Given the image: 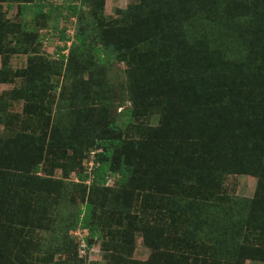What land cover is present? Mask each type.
I'll return each instance as SVG.
<instances>
[{"label": "rangeland", "instance_id": "1", "mask_svg": "<svg viewBox=\"0 0 264 264\" xmlns=\"http://www.w3.org/2000/svg\"><path fill=\"white\" fill-rule=\"evenodd\" d=\"M137 2L0 0V264H264V130L251 151L248 134L264 87L241 80L218 99L202 94V112L213 113L200 131L196 120L164 127L161 110L200 112L175 81L165 100L143 97L122 119L147 77L128 79L122 60L133 66L143 49L127 51L118 32ZM76 35L88 50L81 70L67 62ZM102 136L122 140L124 187L117 175L91 186L90 145ZM86 202L84 229L76 216ZM221 218L227 234L209 229ZM211 248L222 259L202 257Z\"/></svg>", "mask_w": 264, "mask_h": 264}, {"label": "trees", "instance_id": "2", "mask_svg": "<svg viewBox=\"0 0 264 264\" xmlns=\"http://www.w3.org/2000/svg\"><path fill=\"white\" fill-rule=\"evenodd\" d=\"M137 1L122 13L118 32L128 44L127 51H131L129 48L143 49L142 55L136 59L133 66L126 57L123 58L128 79L134 85L135 81L147 77L139 81L142 83L141 92L135 91L134 96L131 95V106L121 113L122 119L130 121L137 101L143 97L155 101L158 98L165 100L167 93L161 89L167 86L168 82L175 81L181 83V86H188L200 112L194 119L190 114L179 115L173 110H161L164 127L177 128L181 126V122L190 125L196 120L200 131L203 114L210 116L213 113V108L202 112V101L198 99L202 94L210 95L208 99H218L241 80L253 81L252 86L255 87H264L261 84L264 81V0ZM72 13H75L74 8ZM99 36L101 35H96ZM84 37L76 35V45L69 47V50L72 49L70 54L74 51V54L67 58L69 69L84 68L83 58L88 51L84 48ZM103 43L100 40L98 47ZM98 47L95 48L96 51ZM162 56L166 57L163 60H155L156 57ZM86 62L90 68L91 64L87 60ZM228 99L226 104L231 105L227 102ZM119 125L118 122H111L109 130L114 132L119 129ZM249 127L251 129L248 134L252 138L249 141L253 142V131L259 133V130H264V104L255 109ZM93 143L90 145L94 152L90 170L91 186L102 190L105 176L117 175V184L124 187L132 172L123 163L122 140L115 136H102L94 139ZM256 147L255 140L249 150ZM7 159L0 156V162ZM234 167L237 172L242 171L238 162H235ZM80 178L83 182L87 176ZM92 208V202H86L77 210L76 218L80 227L89 228ZM184 212L191 214L187 209ZM221 219L209 229L219 227L227 234L229 229L226 226L230 223L225 218ZM233 237L237 239L239 233L234 232ZM205 242L213 244V239L208 238ZM211 250L213 253L209 254L206 250L202 251V257L211 259L213 256H219L220 251L213 248ZM199 251L197 249V252Z\"/></svg>", "mask_w": 264, "mask_h": 264}]
</instances>
